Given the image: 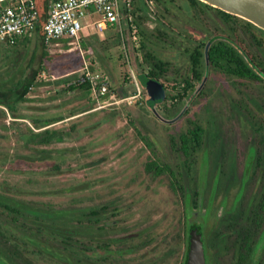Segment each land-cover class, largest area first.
<instances>
[{"label":"flooded vegetation","instance_id":"1","mask_svg":"<svg viewBox=\"0 0 264 264\" xmlns=\"http://www.w3.org/2000/svg\"><path fill=\"white\" fill-rule=\"evenodd\" d=\"M132 3L128 55L164 88L151 114L167 128L183 119L165 144L142 135L145 173L167 176L183 205L178 264L198 220L206 264H264V29L201 0ZM132 207L73 214L0 191V264H166L171 249L153 253L154 224Z\"/></svg>","mask_w":264,"mask_h":264},{"label":"rangeland","instance_id":"2","mask_svg":"<svg viewBox=\"0 0 264 264\" xmlns=\"http://www.w3.org/2000/svg\"><path fill=\"white\" fill-rule=\"evenodd\" d=\"M116 32L88 27L77 42L48 44V58L42 57L40 32L14 45L0 43V191L59 209L131 203L154 224L153 253L171 249L166 264H178L183 205L167 176L145 173L142 135L151 132L165 144V134L181 130L183 119L167 128L151 114L139 81L146 66L129 57L127 43L112 38ZM88 47L91 52H84ZM85 65L107 74L113 96L64 90ZM47 127L61 131L62 140L26 142L31 131Z\"/></svg>","mask_w":264,"mask_h":264},{"label":"built area","instance_id":"3","mask_svg":"<svg viewBox=\"0 0 264 264\" xmlns=\"http://www.w3.org/2000/svg\"><path fill=\"white\" fill-rule=\"evenodd\" d=\"M133 0H50L42 22V41L51 44L58 41H79L88 27L96 31L116 28L121 32L124 23L131 25L134 18ZM39 21L36 0H0V43H11L32 32ZM84 52H91L88 47ZM81 51V53H84ZM89 83L96 96L110 95L107 74L92 71L85 65L79 77Z\"/></svg>","mask_w":264,"mask_h":264},{"label":"water","instance_id":"4","mask_svg":"<svg viewBox=\"0 0 264 264\" xmlns=\"http://www.w3.org/2000/svg\"><path fill=\"white\" fill-rule=\"evenodd\" d=\"M230 14L242 17L264 29V0H201ZM140 81L146 93V105L159 116L156 105L164 98V88L159 80L143 76ZM60 232H66L58 229ZM204 225L198 220L191 224L186 234L183 264H206L204 251Z\"/></svg>","mask_w":264,"mask_h":264},{"label":"trees","instance_id":"5","mask_svg":"<svg viewBox=\"0 0 264 264\" xmlns=\"http://www.w3.org/2000/svg\"><path fill=\"white\" fill-rule=\"evenodd\" d=\"M124 27L126 28L125 31H124V29H125ZM124 27H123L124 28L123 29V33H120L119 31H117L115 33V35L112 37L115 41L117 40V42H119V43H122V42L126 43V40H127V37H126L127 35L126 34H127V32H128V34L131 32L130 25H128L127 23L126 24L124 23ZM36 32H40L41 38H42V28H41V26H39V23L36 25L35 29L32 32H30L28 35H30V37H31ZM27 38H28V36L25 35L24 37L15 39L11 43H7V44L14 45L17 42H23V41L27 40ZM47 45L48 44L44 43L43 50H42V57L43 58H48L50 56L48 51H47ZM82 45L85 46L84 43H82ZM143 76H145V75H143ZM64 90H67V91L81 90V91H83L84 94L91 93V88H90L89 83L87 81H85V80H81L80 78H75L73 80H68L66 82V87H65ZM121 94L123 95L124 92H122ZM10 109H13V108H10ZM56 120H60V119H56ZM50 123L51 122H47L43 126H47ZM62 138H63V135H62L61 131L54 130V129L50 130L47 127L43 131H40V132L31 131L30 134L26 137V142L27 143L31 142L33 144L34 143H36V144H50L52 142H59V141L62 140ZM150 170H153V173H154L155 176L162 173V169L154 170L151 167V165L148 163V171H150ZM62 211L65 212V213L66 212L67 213L71 212L73 214H76V213L82 212V209L69 208V209H64Z\"/></svg>","mask_w":264,"mask_h":264},{"label":"crops","instance_id":"6","mask_svg":"<svg viewBox=\"0 0 264 264\" xmlns=\"http://www.w3.org/2000/svg\"><path fill=\"white\" fill-rule=\"evenodd\" d=\"M37 2V7L39 10V26H42V22L46 17L47 14V9H48V5L50 0H36Z\"/></svg>","mask_w":264,"mask_h":264}]
</instances>
